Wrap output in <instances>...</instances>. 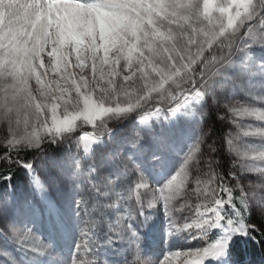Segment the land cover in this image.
I'll use <instances>...</instances> for the list:
<instances>
[{
    "label": "clouds",
    "instance_id": "obj_1",
    "mask_svg": "<svg viewBox=\"0 0 264 264\" xmlns=\"http://www.w3.org/2000/svg\"><path fill=\"white\" fill-rule=\"evenodd\" d=\"M0 9L6 12L0 24V148L14 156L42 150L49 142L57 143L65 132L52 127L53 123L57 118L63 123L69 115L82 112L87 105L85 92L96 105L115 103V74L121 64L126 71L135 59L134 53L141 48L163 65L169 51L166 45L173 51L178 45L182 47L188 38L186 29L192 31L193 43L198 37L226 29L217 46L235 49L229 58L231 66L233 57L243 54L248 67L254 59L250 50L254 46L264 48V0H89L87 5L74 0H3ZM245 40L249 42L244 43ZM45 57L55 76L45 71ZM70 57L75 60V75L84 84L82 90H77L71 78L72 65L65 63ZM260 63L256 61L257 65ZM109 74L113 83L97 96V80L102 81ZM225 75L223 70L215 78ZM90 76L95 78L89 79ZM213 83L214 79L200 101L184 107L186 115L203 118L207 109L196 111L195 106L211 97L217 118L229 125L222 137L213 136L210 127L197 126V164L204 158L206 171L201 170V165L194 169L206 181L204 194L211 195L213 190L208 187L212 181L206 180L210 167L214 170L213 179L218 175L226 180L217 155L221 147L232 157L227 177L236 181L233 191L264 185V104L257 106L232 98L237 89L243 90L241 80L220 84L215 90ZM140 87L137 82L135 89ZM120 95L122 100L128 99L124 93ZM252 96L256 101L264 93ZM78 120L87 123L83 116ZM6 155L7 152L0 159ZM252 168H259L260 174L242 183L239 177ZM189 182L194 187L189 188ZM176 184L174 199L190 195L195 189L191 172L188 179L180 177ZM259 210L264 215V205ZM93 259L96 264H111L108 260L99 262L96 256Z\"/></svg>",
    "mask_w": 264,
    "mask_h": 264
},
{
    "label": "snow or ice",
    "instance_id": "obj_2",
    "mask_svg": "<svg viewBox=\"0 0 264 264\" xmlns=\"http://www.w3.org/2000/svg\"><path fill=\"white\" fill-rule=\"evenodd\" d=\"M0 2H3V0H0ZM14 2H19V0H14ZM74 2L87 5L89 0H74ZM0 12L3 13L4 17L6 16L5 10L0 9ZM197 28H199V25H197ZM186 31L188 32V38L184 40L182 47L178 45L177 49L173 51L170 45H166L169 51L164 57L165 63L163 65L159 61H154L148 51L143 48L134 53L135 59L126 71L123 70V64H121L120 70L115 74V80L118 82L114 89L115 103L110 106L96 105L88 93L85 92L87 100L85 109L82 112L69 115L63 123L57 118L52 127L65 133L72 132L79 127L76 123L79 121L78 117L83 116L88 125L97 128L96 133L84 132L79 138L84 152L87 154L91 145L98 139V132L101 130L98 125L109 117L115 118L135 109L144 108L145 114L141 116V122L147 123L151 115H154L157 119L161 115L159 107H156V111L152 113L145 108L147 104L151 103L154 106L156 103H167L170 105L168 109L172 113L186 106L195 105L200 101L201 95L205 92L209 83L219 75V72L231 66L229 58L235 49L229 51L227 47L219 48L217 46L226 29H217L214 34L198 37L194 43L192 42V31L190 29H186ZM248 42V40L244 41V43ZM225 61H229V65H225ZM65 63L66 65H72L73 75L71 78L74 80L77 90L84 89L80 77L75 75L77 69L75 68L74 58L70 57ZM222 65H225V68H221ZM113 67H115L114 63ZM255 70L264 73V65L252 68L245 65L240 66L242 76ZM45 71L48 75L51 73L49 76H55V70L51 68L48 62L45 63ZM94 78V76L89 77V79ZM137 82L141 84L139 90L135 89ZM112 83V74L107 75L102 81L97 80L94 89L96 95H102L103 90ZM121 93L127 95L128 99L122 100ZM257 101L264 104V96L258 97ZM171 105H174V107ZM6 152L7 155L0 160L7 161L10 164H21L27 169L32 168L31 163L16 160L11 152ZM199 154L200 142L195 141L189 146L175 175H172L163 186L158 188L150 185L138 166H130L124 162H120L118 167L121 168L122 175L135 176L132 185L125 187L122 191H116L115 180L109 177H104L100 183H91L90 190L94 194L91 202L88 195H82L77 201V206L83 214V220L80 228V241L76 245L69 264H96L93 257L96 256L97 245L93 236L102 223L105 210L116 208L124 201L132 200L135 201V205H129L126 214L118 216L114 222L108 223L107 226L115 236L122 237L127 233V242L130 247L134 248L131 264H157V261L144 258L141 255L137 232L130 227V222L140 215L141 208L144 207V197L149 194L151 196L148 201L149 207H153L159 201L163 202L165 213L169 218L170 234L185 231L198 232L200 238L205 241V246L200 248L169 252L158 264H206L209 258L217 259L224 256L234 236L251 235L255 225L247 222L249 209L252 203H256L259 207L264 205V195H261V193H264V185L258 184L255 189L250 186L239 191H233L232 186H229L224 178L217 175L213 179L214 170L210 167L206 180L212 181L208 187L213 190L211 195H205L203 184L206 181L201 180L192 171V169L201 165V160L199 165L197 164ZM75 167L77 181H80L82 177L86 181L89 180L94 171L91 168L82 170L79 161H76ZM248 171L259 175L261 170L252 168ZM190 172L191 179L195 181L194 191L190 195L174 199L177 187L176 181L180 177L188 179ZM4 178L7 179L8 177ZM232 180L235 181V179ZM32 183L37 188L44 190V185L38 177H34ZM190 185H193L192 182L188 183V187ZM221 193L224 195H221ZM234 193L237 194L234 195ZM96 197L100 199H96ZM193 198L195 202H192ZM6 203L7 200H5ZM186 213L187 215H183ZM216 229L221 230L222 235L217 240L210 241L208 238L209 233ZM0 233H6L9 239L41 255L49 247L44 245L40 237L36 236L30 229H22L10 223L0 224Z\"/></svg>",
    "mask_w": 264,
    "mask_h": 264
},
{
    "label": "rangeland",
    "instance_id": "obj_3",
    "mask_svg": "<svg viewBox=\"0 0 264 264\" xmlns=\"http://www.w3.org/2000/svg\"><path fill=\"white\" fill-rule=\"evenodd\" d=\"M3 22L4 15L0 12V24ZM250 51L254 59L249 62L248 67L264 65V48L254 46ZM233 60V66L225 69V76L214 78L213 90L220 84L241 80L244 88L237 89L232 94V98L259 106L261 103L257 100L253 101L252 94L264 93V73L255 70L242 76L240 66L245 63L243 54H237ZM257 60L261 61L259 65L256 64ZM45 63H47V57H45ZM224 99H228L227 93ZM169 106L167 103L145 105V108L152 113L156 111V107L161 109L160 117L157 119L151 115L147 123L141 122L144 108L135 109L115 118H107L98 125L101 129L98 132V139L91 145L87 154L79 138L84 132L96 133L97 128L87 123L82 124L81 121L76 122L79 125L82 124L81 127L63 134L61 137L64 139L63 142L47 143L51 144L53 154L47 156L45 167L41 162L35 163L37 177L44 185V190L39 189L36 192L33 189L31 177L24 173L22 181L14 188L13 194L1 197L0 224L10 223L22 229H30L40 237L44 245L49 247L41 255L9 239L6 233H0V264H69L76 245L80 241L83 220L77 201L82 195H88L91 202L94 195L90 190L91 183H100L104 177H109L115 180V190L122 191L125 187L132 185L135 180L134 175L121 174V168L118 167L120 162L138 166L153 187L163 186L182 164L185 153L196 139L197 126L209 128L212 113L217 115V110L211 105V97H206L205 102L195 106L196 111L202 108L207 109L208 114L203 118L186 115L185 108L172 113L168 109ZM171 106L174 107V105ZM223 124L227 130L229 125L224 122ZM65 137L68 138L66 141ZM76 161L80 162L82 170L94 169L89 180L86 181L83 177L80 181L76 180ZM204 164L205 159L202 158V171H206ZM193 174H197L195 169ZM254 179V173L240 176L242 183ZM192 187L194 185H190L189 188ZM96 199L100 198L96 197ZM5 200H7L6 204ZM192 202H195L194 198ZM122 205L128 209L129 205H135V201H124L116 208L106 209L102 223L93 236L97 245L95 255L99 262L108 260L111 264H128L133 259L134 250L124 246L122 237L113 235L107 226L108 223L114 222L111 213L117 212ZM146 206L149 204L144 197V207L141 208L143 215L140 213L143 226L139 227V232L142 236L143 230H146L149 238L154 232L155 225L151 224L148 215L144 213ZM156 207L154 204L150 208ZM259 208V205L252 203L249 210L253 214L264 217ZM120 215L122 213L118 214ZM172 238L175 243L178 242V247L171 249V252L205 246V241L200 238L198 232H173ZM160 247L162 249L163 243L160 244L156 236L150 240L142 239L141 255L157 261L158 264L170 252L163 254L159 251ZM215 260L209 258L206 264H213Z\"/></svg>",
    "mask_w": 264,
    "mask_h": 264
},
{
    "label": "trees",
    "instance_id": "obj_4",
    "mask_svg": "<svg viewBox=\"0 0 264 264\" xmlns=\"http://www.w3.org/2000/svg\"><path fill=\"white\" fill-rule=\"evenodd\" d=\"M209 127L212 129L213 136L222 137L226 131L223 122L217 118V115L215 113H212L210 117ZM63 140L64 139L60 138L59 141L63 142ZM52 149L53 148L51 147V144H45L42 146V150L36 149L26 152L22 155H13V158L16 160L31 163V169L24 168L21 164H10L7 161L0 160V207L2 206L1 197L8 194H13L14 188L22 181V175L24 173H27L32 180L34 177H37V167L35 163L41 162L45 167L48 159L47 156L52 155L54 152L52 151ZM6 151V148H0V156L4 155ZM217 155L219 160L222 162L220 167L222 168L223 173L226 177V182L229 186H232L235 181L227 177L232 157L224 147L220 148ZM4 177L8 178L5 179ZM32 185L33 189L38 192L39 188H37L33 183ZM235 194L237 193H234V195ZM221 195L224 194L221 193ZM145 198L148 203V201L151 199L150 194L148 196H145ZM155 205L157 206L156 208H150L149 206H146L144 208V213L148 215V220L150 222H157V226L153 228L154 233L152 234V236L148 238L145 230H143L142 236L140 235L139 227L143 226V223L140 221V215L136 216V218L130 222V227L133 231L137 232V234L141 237V240H150L155 236L159 238V243H163V247L162 249L160 247L161 250L159 251L164 254L166 249H169L171 251V249H173L174 247L177 248L178 242L175 243L174 239L172 238L173 232L171 234L169 233V218L164 212L162 201L155 203ZM127 210V207L125 205H122L117 212L113 211L111 213L113 221H115V219L118 217V214H126ZM247 222L255 225V229L252 231L251 235L234 236L226 249V254L220 258H217L213 264H264V217L253 214L249 210ZM221 235V230H213L210 233L209 240L215 241ZM122 239L125 244L124 246L134 250V248L130 247L127 242V233L122 236Z\"/></svg>",
    "mask_w": 264,
    "mask_h": 264
},
{
    "label": "bare ground",
    "instance_id": "obj_5",
    "mask_svg": "<svg viewBox=\"0 0 264 264\" xmlns=\"http://www.w3.org/2000/svg\"><path fill=\"white\" fill-rule=\"evenodd\" d=\"M151 224L153 225H155V227L157 226V222H151ZM154 228V227H153ZM154 231V230H153ZM145 232H146V230H145ZM154 232H152V234H153ZM170 250L169 249H166L165 250V252H164V254H166L167 252H169ZM171 252V251H170ZM153 256H155V255H153Z\"/></svg>",
    "mask_w": 264,
    "mask_h": 264
}]
</instances>
